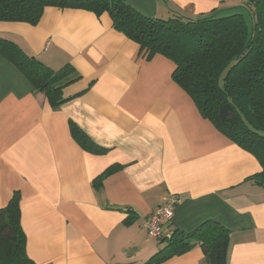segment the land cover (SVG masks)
Segmentation results:
<instances>
[{
    "label": "crops",
    "instance_id": "1",
    "mask_svg": "<svg viewBox=\"0 0 264 264\" xmlns=\"http://www.w3.org/2000/svg\"><path fill=\"white\" fill-rule=\"evenodd\" d=\"M241 1L126 0L165 19ZM0 37L81 76L64 89L74 97L54 107L0 57V208L20 192L27 252L37 264H145L165 242L150 238L143 220L167 193L183 201L166 231L218 222L230 229L228 264H264V185L252 179L260 161L202 116L174 81L172 60L148 59L109 12L84 8L48 6L36 25L0 21ZM72 122L109 151L83 149ZM113 164L120 169L96 189L94 178ZM203 260L197 245L160 264Z\"/></svg>",
    "mask_w": 264,
    "mask_h": 264
},
{
    "label": "trees",
    "instance_id": "2",
    "mask_svg": "<svg viewBox=\"0 0 264 264\" xmlns=\"http://www.w3.org/2000/svg\"><path fill=\"white\" fill-rule=\"evenodd\" d=\"M48 6L109 12L115 29L139 44L148 59L161 54L172 60L174 81L192 97L202 116L258 158L262 169L252 179L264 185V0H242L197 17L174 10L166 19L146 16L126 0H0V21L36 25ZM0 57L16 66L52 106L74 97L64 94L81 77L73 66L55 70L2 37ZM71 131L86 151L96 155L109 151L74 122ZM120 167H107L94 178V187L99 189ZM21 199L16 191L0 208V264H37L27 252ZM165 239L145 264L163 263L197 245L204 253L202 264H228L230 229L218 222H205L191 233L176 229Z\"/></svg>",
    "mask_w": 264,
    "mask_h": 264
},
{
    "label": "built area",
    "instance_id": "3",
    "mask_svg": "<svg viewBox=\"0 0 264 264\" xmlns=\"http://www.w3.org/2000/svg\"><path fill=\"white\" fill-rule=\"evenodd\" d=\"M182 201L181 195L167 193L159 208L144 218L143 227L147 230L150 238L163 240L172 236L173 231H166L164 226L174 219L176 208Z\"/></svg>",
    "mask_w": 264,
    "mask_h": 264
},
{
    "label": "rangeland",
    "instance_id": "4",
    "mask_svg": "<svg viewBox=\"0 0 264 264\" xmlns=\"http://www.w3.org/2000/svg\"><path fill=\"white\" fill-rule=\"evenodd\" d=\"M162 242H167V241H166V239H165V240H163Z\"/></svg>",
    "mask_w": 264,
    "mask_h": 264
}]
</instances>
